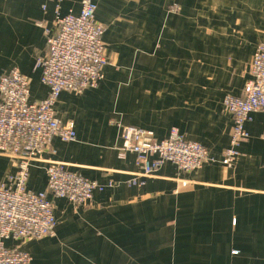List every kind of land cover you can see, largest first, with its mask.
Returning <instances> with one entry per match:
<instances>
[{
  "label": "crops",
  "instance_id": "1",
  "mask_svg": "<svg viewBox=\"0 0 264 264\" xmlns=\"http://www.w3.org/2000/svg\"><path fill=\"white\" fill-rule=\"evenodd\" d=\"M81 1L0 0V81L17 69L30 81V100L45 99L37 61L57 30V11L79 14ZM93 1L112 63L97 89L61 94L56 117L74 122L77 140H53V152L32 165L28 190H46L51 162L116 187L87 207L50 197L56 235L21 245L31 264H264V113L246 123L236 165L221 163L234 127L224 100L241 97L251 79L264 0ZM117 123L158 141L178 128L218 162L193 172L165 163L129 186L141 170L134 154L120 158ZM16 171L0 155V185Z\"/></svg>",
  "mask_w": 264,
  "mask_h": 264
},
{
  "label": "built area",
  "instance_id": "2",
  "mask_svg": "<svg viewBox=\"0 0 264 264\" xmlns=\"http://www.w3.org/2000/svg\"><path fill=\"white\" fill-rule=\"evenodd\" d=\"M96 12L93 0H82L79 14L60 16L57 11V30L47 36V52L36 64L41 83L48 88L45 99L30 100V81L17 69L0 81V155L17 165V171L0 185V264H31V254L21 245L56 235L58 222L50 197L87 207L94 203L95 193L116 187L113 183L102 185L69 171L62 163L51 162L46 169V190H28L30 169L44 154L53 152V140H77L74 122L64 123L56 117L55 106L61 94L80 95L97 89L104 79V68L112 63L103 40L106 26L97 21ZM250 75L241 97L228 95L224 100L234 120L230 145L221 159L227 168L236 165L241 146L249 139L246 123L251 114L264 113V43L256 49ZM116 125L122 139L120 158L134 154L141 170L137 178L128 182L129 186L143 185V179L154 176L165 163L193 172L206 163L218 162L206 147L186 140L178 128H172L165 140L158 141L152 131ZM9 240L17 244L8 247Z\"/></svg>",
  "mask_w": 264,
  "mask_h": 264
},
{
  "label": "rangeland",
  "instance_id": "3",
  "mask_svg": "<svg viewBox=\"0 0 264 264\" xmlns=\"http://www.w3.org/2000/svg\"><path fill=\"white\" fill-rule=\"evenodd\" d=\"M180 10V8L178 6H173L170 8V11H173V12H178Z\"/></svg>",
  "mask_w": 264,
  "mask_h": 264
}]
</instances>
